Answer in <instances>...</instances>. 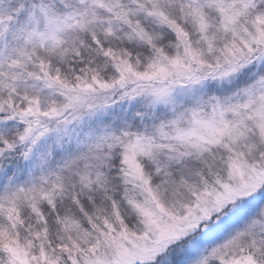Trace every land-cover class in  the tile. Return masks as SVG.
<instances>
[{
  "label": "snow or ice",
  "instance_id": "obj_1",
  "mask_svg": "<svg viewBox=\"0 0 264 264\" xmlns=\"http://www.w3.org/2000/svg\"><path fill=\"white\" fill-rule=\"evenodd\" d=\"M0 264H264V0H0Z\"/></svg>",
  "mask_w": 264,
  "mask_h": 264
}]
</instances>
